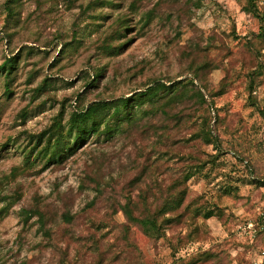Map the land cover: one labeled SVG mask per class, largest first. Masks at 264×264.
I'll return each instance as SVG.
<instances>
[{
    "label": "rangeland",
    "instance_id": "1",
    "mask_svg": "<svg viewBox=\"0 0 264 264\" xmlns=\"http://www.w3.org/2000/svg\"><path fill=\"white\" fill-rule=\"evenodd\" d=\"M0 264H264V0H0Z\"/></svg>",
    "mask_w": 264,
    "mask_h": 264
},
{
    "label": "trees",
    "instance_id": "2",
    "mask_svg": "<svg viewBox=\"0 0 264 264\" xmlns=\"http://www.w3.org/2000/svg\"><path fill=\"white\" fill-rule=\"evenodd\" d=\"M2 66L5 67V63H3ZM172 87L173 86L170 87L169 85H165L164 83L157 82L154 85L149 86L145 91L137 93L136 98L138 99V102H139L144 97L152 96L158 91H160L161 89H165L166 91L167 90L171 91ZM200 95L202 96V94H200V89L197 88V92H196L197 98H199ZM168 96L171 98H168L166 101H164L163 105H168L171 102L177 101L178 99H180L179 98L180 95L177 94V92L172 93ZM134 98H130V97L127 98V97L120 96V97H117L114 99H108V100H95L91 102L88 106L84 108H79L76 111H74L76 122L78 123V125H83L89 121H92L93 127L97 128L100 122L96 120V116L99 112H104V111H107V112L111 111V115L109 116V119L107 121H109L111 118H116L117 121H119L123 117L131 118L133 114L132 109L134 108V105L129 104V101ZM107 128H110L109 123H107ZM54 150L56 149L51 150V152H53ZM50 158L51 157H49V159ZM183 197L182 195H179L173 198V197H170L169 195H164L160 198L159 203L155 205L157 207L155 212L153 213L140 212L138 214H134L133 206L135 205H131L128 199L127 201L128 205L127 203H125L124 205V212L130 221L139 224L147 234H153L155 231L158 230V225H157L158 222L156 219V215L159 213H165L168 210H171V209H174L180 206L183 200ZM142 198L145 202L143 203V206H145L148 203V201H146L147 197L146 195H143ZM134 203L136 204L137 202H135L134 200Z\"/></svg>",
    "mask_w": 264,
    "mask_h": 264
}]
</instances>
